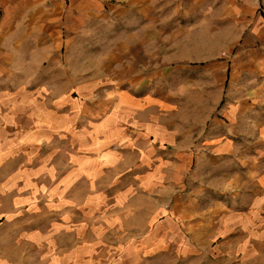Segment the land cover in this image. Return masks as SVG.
Returning <instances> with one entry per match:
<instances>
[{
  "label": "crops",
  "instance_id": "1",
  "mask_svg": "<svg viewBox=\"0 0 264 264\" xmlns=\"http://www.w3.org/2000/svg\"><path fill=\"white\" fill-rule=\"evenodd\" d=\"M3 8L14 22L13 63L27 53L38 64L39 86L57 96L44 134H67V107H76L72 132L83 142L77 133L83 137L84 109L76 96L92 87L91 94L104 95L91 115L89 157L102 150L105 157L92 163L95 168H114L116 155L128 150L137 155L132 168L139 171L156 152L161 163L175 160L171 173L178 182L186 163H202L205 186L217 177L222 193L264 191V0H0V14ZM21 35L27 45H20ZM84 63L91 69L86 74ZM3 95L0 144L29 156L41 126L31 116L27 138H21L19 116L27 106L14 108L12 96L5 103ZM3 127L14 130L6 137ZM119 144L120 153L114 149ZM79 177L85 179L82 166ZM68 261L74 260L41 264H98ZM0 264L30 263L9 260L0 244Z\"/></svg>",
  "mask_w": 264,
  "mask_h": 264
},
{
  "label": "rangeland",
  "instance_id": "2",
  "mask_svg": "<svg viewBox=\"0 0 264 264\" xmlns=\"http://www.w3.org/2000/svg\"><path fill=\"white\" fill-rule=\"evenodd\" d=\"M12 23L3 8L0 40L7 43L0 47V91L8 95L2 101L11 102L12 96L14 108L27 106L19 116L25 124L21 138H27L31 116L41 127L34 137L40 141L31 143L38 145L29 156L23 150L5 151L11 145L0 144V244L6 258L30 264L60 258L98 264H264V191L222 193L217 177L205 186L202 163L189 168L184 162L186 173L178 182L171 173L175 160L165 157L161 163L156 152L148 154L139 171L132 168L137 155L128 150L116 155L114 168L94 167L93 162L105 160L103 150L93 160L89 157L94 148L92 114L103 93L91 94L89 87L76 96L84 109L83 127L78 128L84 139L77 133L83 142L72 132L76 107H67V134H44L57 96L39 86L43 80L35 78L38 64L29 62L27 53L13 63ZM19 43L27 45V37L21 35ZM84 65L86 74L91 69ZM90 77L83 78L85 87ZM3 128L6 137L14 130ZM114 149L120 153L123 146ZM92 174L95 184L88 181ZM79 249L84 253L77 256Z\"/></svg>",
  "mask_w": 264,
  "mask_h": 264
}]
</instances>
